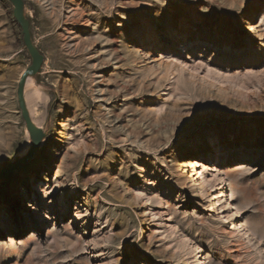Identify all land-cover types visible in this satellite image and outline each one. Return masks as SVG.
<instances>
[{"label":"rangeland","instance_id":"obj_1","mask_svg":"<svg viewBox=\"0 0 264 264\" xmlns=\"http://www.w3.org/2000/svg\"><path fill=\"white\" fill-rule=\"evenodd\" d=\"M23 2L44 137L0 180V264H264V0ZM12 10L0 0V170L31 147Z\"/></svg>","mask_w":264,"mask_h":264},{"label":"water","instance_id":"obj_2","mask_svg":"<svg viewBox=\"0 0 264 264\" xmlns=\"http://www.w3.org/2000/svg\"><path fill=\"white\" fill-rule=\"evenodd\" d=\"M8 1L10 2L13 8L12 16L15 22L17 23L18 27L20 28L24 48L31 59L30 66H28L22 72L19 78L16 90L17 105L20 111L21 118L25 124L26 131L29 134L31 140V147L26 156L0 170V180L10 178L13 173L19 170L22 166H24L35 155L44 137L43 132L32 123L23 98V89L27 79L34 77L38 74L43 64L44 58L32 42L29 29V21L27 20L24 14L23 0Z\"/></svg>","mask_w":264,"mask_h":264},{"label":"bare ground","instance_id":"obj_3","mask_svg":"<svg viewBox=\"0 0 264 264\" xmlns=\"http://www.w3.org/2000/svg\"><path fill=\"white\" fill-rule=\"evenodd\" d=\"M73 12V15L74 16H77L79 17L80 19H83L84 18V15H82L81 13H78L76 10L72 11ZM150 62H154V63H157L158 67H161V63L162 61H159L155 58H152L151 57V61ZM163 65V63H162ZM171 65V63H170ZM172 66V65H171ZM175 68L178 70L179 67L175 65ZM32 82V79L31 78H28L27 81H26V86ZM31 101L32 103H36L38 101V97L36 94H34L32 97H31ZM28 134V132H27ZM29 136V134H28ZM30 139V137H29ZM57 141V140H56ZM31 142V140H30ZM42 142V141H41ZM28 149H29V145L21 152L20 156H19V159L22 158L23 156H25V154L28 152ZM184 171L183 173H185V169H188L190 171V176L188 178L192 179V177L196 176V173H197V168H199V164L197 163V161L195 160H191V161H187L186 163H184V165H182ZM183 173L181 175H183ZM89 215L87 214V209L83 208L82 211L78 212L76 214V217L79 219V218H87ZM81 219V220H82Z\"/></svg>","mask_w":264,"mask_h":264}]
</instances>
